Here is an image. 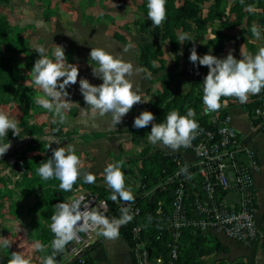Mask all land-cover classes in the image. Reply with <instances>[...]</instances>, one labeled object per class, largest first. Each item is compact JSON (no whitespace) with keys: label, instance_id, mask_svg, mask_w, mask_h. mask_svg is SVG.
Segmentation results:
<instances>
[{"label":"rangeland","instance_id":"1","mask_svg":"<svg viewBox=\"0 0 264 264\" xmlns=\"http://www.w3.org/2000/svg\"><path fill=\"white\" fill-rule=\"evenodd\" d=\"M126 2L127 0H0V113L16 121L20 129L18 136L8 132L3 142H10L11 147L0 157V238L8 239L11 244L8 249L0 246V260L17 252L30 259L31 264H40L43 254L35 251L32 244L35 240H40L46 246L50 245L54 236L48 224L57 203H70L84 197L82 203H87L90 208H97L109 219L114 218L110 209L121 213L122 202L108 199L111 191L102 175L109 163L123 160L122 171L126 186L132 189L136 200L141 202L148 199L150 189L141 184L149 174V157L155 154V146L140 134L136 137L132 134V141L123 140L115 144L114 136L121 131L88 132V112L82 113L80 109L86 107L84 101L72 98L73 87L79 86V79L88 80L80 75V70L94 66L88 58L91 47L82 43L83 49L80 50L76 45V38H85V41L88 33L92 34L96 46H99L97 39H113L120 44L119 47H110L117 53L123 52L125 46H129L127 52H132L133 48L139 52L140 44L153 41L152 39H168L166 20L172 15V9L179 6L180 0H166V20L160 27H151V21L146 19L147 0ZM206 7L203 6L205 14ZM193 28L190 22L185 31L192 39ZM180 33L182 32L177 30L176 39H179L177 34L181 35ZM91 41L92 39L89 42ZM156 44L162 50L160 59L166 65L169 61L166 58L167 42L156 40L154 46ZM55 45L64 49L67 63L75 64L79 69L77 84L66 89L73 104L70 111L66 112L67 121L64 124H53L52 114L35 105L33 96L42 93L30 83L31 77L28 75L35 60L39 58L36 50L44 48V54L54 59ZM84 53L88 56L83 55ZM171 60L173 62L172 58ZM121 125L122 122L115 127ZM57 128L59 131H56ZM53 135L60 143L52 144L47 149L49 141L46 137ZM67 144L76 149L81 160V174L90 172L96 176L94 184H83L81 175L71 192H63L58 187V180L44 181L36 175L38 165L51 157L52 149ZM149 180L151 183L152 179ZM81 210H84L83 207ZM95 234L94 229L93 238ZM69 246L56 256V260L67 258ZM50 253L49 247L46 254ZM170 261L176 262L171 258Z\"/></svg>","mask_w":264,"mask_h":264},{"label":"clouds","instance_id":"2","mask_svg":"<svg viewBox=\"0 0 264 264\" xmlns=\"http://www.w3.org/2000/svg\"><path fill=\"white\" fill-rule=\"evenodd\" d=\"M241 3L243 4L244 0H241ZM146 7V19L151 21V27H160L166 20V0H147ZM246 10L252 12L254 8L252 5H247ZM250 31L256 40L261 39V30L257 25H253ZM179 40L190 42L192 38L188 33H183L179 36ZM128 50L129 46L123 49L124 52ZM36 52L39 58L35 60L28 75L31 77L30 83L42 94L33 96V101L35 105L52 114L53 124H64L67 121L66 112L70 111L73 104L66 89L77 84L78 66L67 63L61 46L55 45L54 59L44 54V48H38ZM241 57V59L234 58L231 51L224 58L210 54L200 57L195 47L190 50L189 61L194 66L198 62L199 66L208 69L202 83L205 115L221 109V98H234L240 104H245L250 95H258L264 90V47H260L254 55L245 54ZM89 60L95 65L91 67L93 77L101 80L102 83L92 85L87 79H79V92L86 106L80 108L81 112L85 114L90 112L93 117L110 116L111 125L115 128L134 105L145 103L129 80L134 73L133 65L114 57L102 48H91ZM135 71L139 72L143 69H135ZM223 103L226 104L227 100ZM195 115L193 109H188L186 115H180L178 111L173 110L166 115L163 122L153 123L154 115L149 111H142L134 118L133 128L142 129L151 124V131L147 136L148 142L175 151L190 146L191 140L195 138L199 129L198 122L192 119ZM9 131L13 136H18L20 129L16 121L0 113V157L4 156L11 147L10 142H3ZM56 131H59V128ZM46 139L49 141L47 149L52 144L60 143L54 135ZM123 165V160L109 163L102 175L107 188L111 191L108 199L112 202L131 204L134 203L135 197L132 189L126 186ZM80 166L81 160L73 145L57 146L52 149L51 157L38 165L36 175L44 181L58 180L61 191L71 192L81 175L83 184L91 185L96 181V176L90 172L81 174ZM180 171L186 173L187 168L184 167ZM84 199L81 197L70 203L55 204V211L50 216L48 224L54 236L50 245L46 246L40 240H35L32 244L35 251L43 254L40 257V264H56V256L77 238L78 232L95 229L98 236L115 239L119 235V228L133 219L129 214L130 210L126 207L121 208L119 219H109L97 208H90L87 203H82ZM10 245L8 239L0 238V246L8 249ZM49 247L51 253L46 254ZM10 256L7 264H31L30 259H26L22 253L12 252Z\"/></svg>","mask_w":264,"mask_h":264},{"label":"crops","instance_id":"3","mask_svg":"<svg viewBox=\"0 0 264 264\" xmlns=\"http://www.w3.org/2000/svg\"><path fill=\"white\" fill-rule=\"evenodd\" d=\"M130 0H127L129 2ZM263 1V0H262ZM259 0H225L221 3V6L217 9V17L212 22L206 34L200 35L197 39L191 40L192 48L195 47L197 55L202 57L205 54L213 55L217 58H224L229 51L236 59H241L242 55L255 54L260 47H264V33L261 31V39L256 40L251 34V27L257 25L260 30L259 18L261 16L262 7ZM126 2V3H127ZM237 4V5H236ZM247 5H252L254 11L249 12L246 10ZM207 11V10H206ZM82 34V33H80ZM92 34L88 33L87 40L75 39L76 45L83 49L81 44H87L91 48H102L109 54L116 58L123 59L125 62L131 63L134 68V73L129 77L132 82L134 90L141 96L142 101L145 103H139L133 106L130 112L123 117L122 125L119 127H112L110 116L105 117H93L90 112L87 113L88 132L92 133H107L121 131L118 135H115V144L123 142V140L132 141V133L130 130L133 128V120L139 115L141 107L145 106L150 100H153L155 93L159 88V78L162 73H149L145 70L139 59L138 50L133 48L132 52H120L111 50L110 47H119L120 44L113 39H97L99 46H96V41L91 37ZM222 35H226L225 38ZM77 37V36H76ZM90 39H92L91 42ZM101 40H103L101 42ZM84 41V42H83ZM167 42V72L172 73L177 77L181 83L180 93H187L189 85L194 84L198 79L191 72L190 65H185L181 59L180 53L172 54L170 50V43ZM189 42V41H188ZM191 48V49H192ZM190 49V50H191ZM189 50V55H190ZM111 51V52H110ZM82 54V53H81ZM83 55L88 56L86 53ZM177 55V58H175ZM180 56V58H179ZM163 57V56H162ZM89 58V57H88ZM173 59V63L171 64ZM176 59H178L175 65ZM93 63V62H92ZM180 64L182 65L180 67ZM95 66V65H94ZM93 66V67H94ZM198 66V62L196 67ZM135 69H143V71H135ZM200 73L207 75V67L200 66ZM80 75L88 78L89 83L92 85H99L101 80L96 79L92 75V68H85L80 70ZM72 98L74 100H82L83 97L79 92V86L73 87ZM258 95H250L249 100L245 104H235L230 106L227 113L232 118V125L240 135L241 140L256 150L260 167L253 174L254 189L256 193V212L255 220L259 227L264 230V129L261 128L263 124V116L256 117V120L260 121L259 124L253 125L252 118L248 112V109L252 105L261 103L264 114V90ZM231 103L236 101L234 98H227ZM226 104L222 102V108H225ZM201 115L204 114V106L201 110ZM218 112L207 114V122L216 124ZM136 129V130H143ZM139 135V134H138ZM141 135V134H140ZM147 139V137H146ZM154 150L159 151L164 156L179 157L184 162H194L195 157L192 153L182 150H171L163 148L160 145H154ZM228 199H232L231 195L227 196ZM205 235L206 241L215 249L211 254L203 259L202 264H217L218 262H224L225 264H264V255L256 245H247L232 241L225 237L223 233L219 231H209L202 233ZM87 262L91 264H133L130 254V247L121 234L115 239H106L104 237L94 235L93 243L87 253ZM56 264H74L69 259H64Z\"/></svg>","mask_w":264,"mask_h":264},{"label":"built area","instance_id":"4","mask_svg":"<svg viewBox=\"0 0 264 264\" xmlns=\"http://www.w3.org/2000/svg\"><path fill=\"white\" fill-rule=\"evenodd\" d=\"M261 31L264 32V24ZM254 114L262 117L263 109H256ZM261 128L264 129V116ZM179 150L192 153L195 161L187 163L173 156L172 170H163V179L147 193L153 196L156 192H166L171 196L170 212L163 219V227L171 236L170 258H177L179 239L187 228L202 233L219 231L232 241L256 245L264 255V230L255 220L253 182L260 163L256 150L241 140L231 116L226 115L212 130L197 131L190 146ZM184 167L187 172L181 173ZM228 195L233 198L228 199ZM125 207L131 215L139 214V208H133L132 203H121L120 208ZM93 230L78 232L77 238L69 243L67 259L85 263L83 257L93 243ZM131 235L133 264H152L141 229L133 228Z\"/></svg>","mask_w":264,"mask_h":264},{"label":"trees","instance_id":"5","mask_svg":"<svg viewBox=\"0 0 264 264\" xmlns=\"http://www.w3.org/2000/svg\"><path fill=\"white\" fill-rule=\"evenodd\" d=\"M223 1L225 0H180L179 6L172 9V15H170V17L168 16L166 20L168 39H152L153 41L138 45L140 62L148 74L162 73L159 78L160 85L158 91L155 93L154 99L141 107L139 114L142 111H149L155 117L153 123H161L164 121L166 115L173 110L178 111L180 115H186L188 109H193L196 115L192 117V119H195L199 124V129L197 131L214 129L215 124L208 123V116L201 115L200 113L203 107L202 83L205 76L200 73L201 70L199 65L196 67L189 61V50L193 46L192 42L176 39V32L180 30L182 32L180 34L186 33L185 31L190 26L191 22L194 27L192 30L194 32V39H197L202 32L208 31L212 22L218 20L216 19L218 14L217 9L221 6ZM259 1L261 2L262 0ZM261 4L262 12L259 18L260 27L264 24V0ZM203 6H207L206 14L203 12ZM177 35L180 36L179 34ZM222 37L225 38L226 35H222ZM156 40H163V42L168 40L172 54L180 53V60H182L185 65H190L191 72L198 80L194 84L189 85L187 93L179 92L181 83L177 82V77L172 73L167 72L168 65H164L163 61H161L162 59H160L162 50H159V45L156 44V46H154ZM172 63L173 62H171V64ZM176 64L177 61L175 62V65ZM224 100H227V103L225 108L220 109L217 122L228 115L227 110L230 106L238 104L237 101L231 103L227 98H221V103ZM255 104L256 105H252L248 109L253 125H257L260 122L256 120L254 111L258 108H262L261 103L258 104L256 101ZM150 131L151 124L143 130H130L134 137L138 134L147 137ZM149 158V174L144 177L141 185L151 190L163 179L164 175L162 171L172 170L174 164L172 162V157L164 156L159 151H156L155 154ZM150 178L152 179L151 183L149 180ZM147 197L148 199H143L141 202L135 199L134 203H132L133 208H139V214L132 215L133 219L119 228V234L123 236L129 247L133 245L131 231L133 228L139 227L141 229V237L146 241L147 249L150 252L152 264H202L203 259L211 254L215 248L208 244L202 232L192 228H187L182 231L177 248V258L173 259L176 262L173 263V261H170L168 243L171 242V236L169 230L163 227V219L170 212L171 196L166 192H156L153 196L148 195ZM112 209H110L112 211L111 216L119 219L121 213ZM146 236H148V238ZM87 253L88 251L85 252L83 257L85 260L84 264H91V262H87ZM10 258L11 257L7 256L3 257L0 260V264H7ZM158 258H160L159 263L156 262ZM58 260L57 258L56 261L59 262L60 260ZM217 264L225 263L218 262Z\"/></svg>","mask_w":264,"mask_h":264},{"label":"water","instance_id":"6","mask_svg":"<svg viewBox=\"0 0 264 264\" xmlns=\"http://www.w3.org/2000/svg\"><path fill=\"white\" fill-rule=\"evenodd\" d=\"M13 170H15V167H13Z\"/></svg>","mask_w":264,"mask_h":264}]
</instances>
